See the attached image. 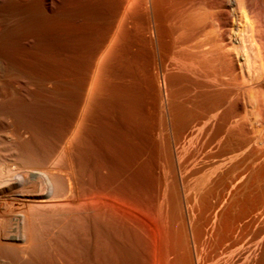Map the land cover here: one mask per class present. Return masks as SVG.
<instances>
[{
  "label": "rangeland",
  "instance_id": "374dc122",
  "mask_svg": "<svg viewBox=\"0 0 264 264\" xmlns=\"http://www.w3.org/2000/svg\"><path fill=\"white\" fill-rule=\"evenodd\" d=\"M200 1H191L196 4L195 12L200 16L199 21L202 22L203 18L209 21L212 18L213 20L210 19L209 22L214 23L213 10ZM224 1L225 10L229 9L226 11L241 14L239 18L233 19L235 24L226 22L227 38L236 30L238 23L244 30L240 32L242 36L238 43L227 39L228 52L241 62V82L236 86L237 89H234L236 87L232 86L230 81L226 89L219 85L206 87L197 76L181 70L161 71L158 59L150 61V51L131 36L126 19L127 10L125 7L121 10L120 0H53L50 7L46 5V0H25L23 5L35 4L33 10L15 17L9 21V25L0 19V59L10 70L7 69L5 72L0 70V89L2 88L0 96H3L2 101L0 100V115L14 116L13 123L19 130V136H16L17 144L7 143L0 136V164H12V167L21 162L36 164L29 160L25 153L32 157L40 154V151L46 154L58 140L62 139L71 117L78 114L76 129L78 135L73 139H67L65 147L50 161V164H56L59 168L60 164L63 166L74 164L73 167L67 168L71 170H65L70 175L66 172H63L65 175L59 174L63 177L62 180H65L64 185L68 184L65 190H74L81 195L93 193L116 203H124L135 217L147 220L153 216L152 205L154 208L157 205V191L154 192L152 188H157L162 176L167 177L168 179L164 177L166 180L170 178L169 182L167 181V189L175 177L178 179L181 176L183 181L181 185L180 183L177 185L178 189L175 191L168 189V194L172 197L166 200L167 208L161 215L162 222L169 223L171 216L176 217L185 210L190 212L189 201L195 197L197 210L190 213L195 219H199L204 210L207 214L206 204L210 206L207 207V215L212 217L210 223L212 225L209 227L214 231L216 225L215 230H221L218 233L222 239H220L222 249L234 252H230L233 256L226 258L229 264L235 260L232 259L235 255V257L240 255V264H246L254 256L262 257L263 264L264 0H229L232 4H228V0ZM15 2L22 4L18 0H0V15L6 7ZM177 18V9L173 6L166 9L164 15L157 16L156 23L173 24L177 22ZM161 51H164V48L161 47ZM94 60H97L95 66ZM1 65L0 61V69ZM151 74L158 75L157 82L162 96L160 104H155L152 97ZM16 82L26 86L37 84L38 88L34 89L37 93L35 98L28 96L27 91L14 93L11 86ZM88 83L89 92L83 107H77L72 98H66L68 92L76 90L79 92V99L82 100ZM46 84L64 87L67 100L51 99L42 87ZM235 92L238 95L237 99L234 97ZM69 100L73 102L69 104ZM154 126L158 127L156 131L153 129ZM191 130L192 137H187L186 131ZM23 132L27 133L24 135ZM14 157H17L19 162ZM158 166L162 168L157 171ZM188 173L190 175H187ZM80 179H84V183ZM185 183L187 184L184 185ZM73 184L78 186L73 189ZM185 187L188 189L185 190ZM200 188L204 189L200 191ZM218 214L221 216L218 217ZM66 220L62 235L63 240L67 242V244L64 242L65 256L70 257L66 256L67 259L74 260L73 258L79 255L78 260L84 264L87 260L86 255L91 251L92 256L98 257H94L96 264L144 263L141 254L145 246L144 239L130 231V227L119 223L116 218L112 217L109 220L97 218L92 225L93 237L88 235L89 227L84 221L75 218ZM149 220L150 218L147 221ZM253 244H256L257 249L254 250V255L247 252L248 246L251 248ZM76 249L81 254L84 253L81 255ZM102 249L107 253L103 254ZM126 252L128 256L125 255ZM112 256L116 262L112 261ZM248 257L250 260H247ZM230 258L232 260H229ZM128 259L133 262L130 263Z\"/></svg>",
  "mask_w": 264,
  "mask_h": 264
},
{
  "label": "bare ground",
  "instance_id": "6f19581e",
  "mask_svg": "<svg viewBox=\"0 0 264 264\" xmlns=\"http://www.w3.org/2000/svg\"><path fill=\"white\" fill-rule=\"evenodd\" d=\"M13 1H17V0H13ZM18 1L22 2V4L19 2H15L12 5H10L9 7H6L5 10L2 11L3 13H1L2 15H0L1 16V18H0L1 22L3 21V23L9 25V21H12L15 17L17 18L21 15H25L26 12L33 10V6H35V4L33 6L28 5V4L23 5V2L25 0H18ZM46 1H47L46 5L48 7H50L53 3V0H46ZM191 1L192 0H120V7H121V10H123L124 7L127 10L126 19L128 20V27L130 28L131 36H133L134 40L137 41L138 44L142 45L143 48H147V50L150 51L149 52V60L150 61H153L156 58L158 59L161 71H167L170 69H175L177 71L181 70V71L186 72L188 74L195 75V77L197 76V78L200 81H202L206 85V87H214L216 85L217 86L219 85L221 88L226 89L225 87L227 86L228 81L231 82L232 86H235V87L238 86L241 82V80H240L241 79L240 74H242L241 62L237 58L234 59V57L228 52L227 39H230L233 42L238 43L241 40L240 37L242 36V35L240 36V32H244V30L241 26H239V23H238V27H236V30L233 31L231 34H229L230 36H228V38H227V35H226L227 31L225 29V24L227 21L228 22L230 21L231 24H232V22H233V24H235L233 19L236 17L239 18V15H241V14H238L239 12L230 13V12L226 11L229 9L225 10V1L224 0H201L200 2L202 4H204L207 8L213 10V12H214V23L213 22H212L213 24L210 23L211 22L210 19H212V18L209 19L210 22L208 21L207 18L201 19L203 21L200 22L199 21L200 16L195 12L196 4L192 3ZM228 4H232V3L229 2V0H228ZM173 6L175 7V9H177V17H178L177 22L173 23V24L172 23L171 24H165V23L157 24L156 23V17L164 15L166 13V9H171ZM232 8H233V6H232ZM233 10H234V8H233ZM241 11H242V9H241ZM0 12H1V10H0ZM212 17H213V15H212ZM258 17H259V15H258ZM231 27H232V25H231ZM137 29H139V31H136ZM109 38H110V36L106 39L107 42L109 41ZM161 47L164 48V51H161ZM0 61L2 64L0 70L5 72L8 69L6 67L7 65L4 64L2 59H0ZM227 62L229 63L228 65H227ZM96 63H97V60H94L93 66H95ZM246 63H248V62H246ZM8 71H10V70L8 69ZM4 74H6V73H4ZM8 74H6V75H8ZM89 79H90V77H89ZM157 80H158V75L157 74H151L152 97H153L155 104L156 103L160 104V102L162 101V98H161L162 96L160 95L159 84H158ZM8 82L6 81V83H8ZM9 85H11V84H9ZM27 85L28 86H26V84L23 85V84H20L19 82H16L15 85L12 84L11 90H14L13 92L14 93L17 92L18 94H20L24 91H27L29 93L28 96H31V98H35L37 93L34 91V89L38 88L36 86L37 84L36 85L27 84ZM42 87L44 88V91H46L48 93V95H50L51 99H54V98H56V99L58 98V100L64 99L66 96V93H67V92L65 93L66 90L63 89L64 87L63 88L60 86L57 87V86H54L53 84H46L45 86H42ZM234 89H237V87ZM232 90H233V88H232ZM13 92L11 91V94H13ZM84 92H85V94H84V98L82 100L79 99V97H78L79 92L77 93L76 90L74 92L72 91L71 93L68 92L69 95L67 94L68 97H66V98L70 97L74 100V102L69 100V102H70L69 104H71L73 102L77 107H79V106L83 107V105L85 104V100L87 99L86 96L89 92V83L87 84ZM232 92H234V91H232ZM2 93H4V92H2ZM7 94H9V92H7ZM99 94H101V91ZM1 97H3V96L2 95L0 96V100H1ZM234 97H236L235 99L238 98V95L236 92L234 94ZM26 98H28V97L26 96ZM9 100H11V99H9ZM74 104H72V105H74ZM7 108L8 107H6V109ZM73 108H74V106H73ZM77 110H80V109H77ZM77 113H78V111H77ZM13 117L12 116L9 117L5 114H4V116H2V114L0 115V129H1L0 136L4 141H7V143H11L12 145L17 144L16 136L17 135L19 136V130H18L17 126L14 125V123H13L14 122ZM77 123H78V114L73 115V117H71V120L69 121L67 127L65 128V130L63 132L62 139L58 140L57 143H55L54 147L50 151H48L46 154L41 153V151H40V154H38L35 157H32L29 153H25L26 156L29 157V160L36 162V164L35 163H33V164H27V163L22 164V162H21V163H19V165L17 164V166H14V167H12V164H0V264H82L83 262H80V260H78V259H80V258H78L79 255H76L75 257H77V259H75V257H74L73 258L74 260L67 259L66 256L69 257V255L65 256V253H64L65 243L64 242H66V241L63 240L64 235H62L63 224L67 218L80 219L88 225L89 233H90L88 235L91 236V235H93L92 225L94 224V221L99 217L101 219H104V220H106V219L109 220L112 217L116 218L119 223L130 227L132 229V230L130 229V231L135 232V234L140 235L141 238L144 239L143 241H145V246L143 249L141 248L142 249L141 254H142L143 259H144L143 264H229V262H227L226 258L231 257V255L233 256V254L230 255V252H232V251L228 252V251H226L227 249H222V247L220 245V241L222 239L220 238L221 237L220 233H218V231H221V230H218V231L215 230V228L217 227L216 225H214V231L212 230L213 229L212 227H209L210 225H212V224H210L212 217L207 215L208 214L207 207H210L209 205L206 204V206H205L207 214H205V210H204V213L201 212L202 214L199 215V217H198L199 219H195L194 216L190 212L197 210L196 198L191 197L192 199L189 201L190 203L188 205V207L190 206V208H189L190 212L188 210H185V212L182 210L184 213L181 212V214L177 215L176 217H173L170 215L171 220L169 223H165V222L163 223L162 222L161 215L163 213V210H164V212H166V208H167L166 200H169L172 197L170 194H168V189H171L172 191L173 190L175 191L176 189H178L179 186H177V185L179 183L181 185L182 181H183L182 180L183 178H181V176H179L178 179L176 177L174 179L172 178L173 180L171 181V185L168 189H167V181L169 182L170 178H169V180H166L165 178H167V177L162 176L160 183L156 186L157 188H155V189L152 188V190H155L154 192L157 191L156 192L157 193V198H156V201H157L156 204L157 205L155 206V208H154V205H152L154 208V209L151 208L153 210V214H151V213L150 214H151V216L152 215L153 216H152V218L148 217V219L150 218L149 221H147L148 219L147 220L146 219L140 220L139 218L135 217L129 211L131 209L128 208V206L125 205L124 203H116L107 197H104L101 195L99 196V195H96L93 193H86L85 195H81L74 190H69V191L65 190L66 185H68V184L64 185L63 181H65V180H62L63 177H60L59 174L63 175L64 174L63 172L67 173V171H65V170L68 167H73L74 164H66L65 166L60 164L61 167L59 168V167H57L56 164H50V161L52 159H55L56 156L58 155V153L60 152V150L65 147V141L67 139L68 140L73 139L75 135H78V134H76ZM195 127H193V128H195ZM157 128L158 127H156V126L153 127V129L155 131L157 130ZM27 132H25V134ZM186 132H188L186 135L187 137H192V135H193L192 130L186 131ZM20 133H22V132L20 131ZM30 133H31V131H30ZM23 134H24V132H23ZM28 135H30V134H28ZM21 137L22 136L20 135L19 138L21 139ZM13 149L15 150V148H13ZM21 151H23V150H21ZM7 153H9V152H7ZM10 157H11V154H10ZM14 158H16V160L18 159L17 157H14ZM20 158H19V160H20ZM8 159L11 160V158H8ZM29 160H28V162H29ZM71 162H73V161H71ZM60 165H58V166H60ZM163 167H164V165H163ZM76 168H79V167H76ZM159 168H162V167L158 166V169H156V170L158 171ZM69 169H67V170H69ZM81 169H79V170H81ZM170 169H171V167H170ZM187 169H189V168L187 167ZM102 170L104 171V169H102ZM170 172H171V170H170ZM181 172H183V171H181ZM72 173H73V170H72ZM175 173H174V175H175ZM67 174H69V173H67ZM192 174H193V172H192ZM164 175H165V173H164ZM187 175H190V174L188 173ZM66 177L64 176V178H66ZM69 177H71V176H69ZM153 177H156V176H153ZM172 177H174V176H172ZM220 177H221V175H220ZM76 180L78 181V177ZM80 180H82V179H80ZM155 180H157V179H155ZM222 180H224V179H222ZM222 180H220V181H222ZM69 181H71V180H69ZM82 182L84 183V179L82 180ZM199 182H201V181H199ZM85 183H86V181H85ZM108 183H109V181H108ZM206 183H207V181H206ZM99 184H101V183H99ZM113 184H111V185H113ZM153 184H151V185H153ZM186 184L187 183H185L184 185H186ZM194 184H196V183H194ZM76 185L77 184H75L73 186V189ZM85 185L87 186V184H85ZM89 186H90V184H89ZM101 186L103 187L102 184H101ZM130 186H132V185L130 184ZM153 186H155V185H153ZM195 186H197V185H195ZM69 187L67 186V188H69ZM187 189L185 187V190H187ZM203 189L200 188V191H202ZM214 190H216V189H214ZM196 191L199 192L198 190H196ZM219 191H221V190H219ZM127 192H125V193H127ZM192 192H193V190H192ZM169 193H170V191H169ZM178 193H180V192H178ZM201 193H204V192H201ZM176 195H177V193H176ZM202 195H204V194H202ZM218 195H220V194H218ZM179 196H181V195H179ZM190 196L191 195H189V197ZM173 197L175 198V196H173ZM214 198H217V197H214ZM185 199H187V197ZM208 200H209V198H208ZM174 201H176V200H174ZM164 203H165V206H164ZM170 203H172V202H170ZM204 203H205V201H204ZM218 205L220 206V204H218ZM215 207H216V205H215ZM169 210H170V208H169ZM208 210H210V209H208ZM218 211H219V209H218ZM169 214H172V213H169ZM223 215H224V213H223ZM220 216L218 214V217H220ZM98 224L101 225V223H98ZM220 224H218V225H220ZM101 227H103V226H101ZM208 228H210V229H208ZM99 229H101V228H99ZM121 229H122V227H121ZM96 230H98V229H96ZM105 230H107V229H105ZM231 231H234V230H231ZM242 231H243V229H242ZM65 232H67V231H65ZM239 233H238V236H239ZM225 234H223V235L225 236ZM90 236H87V237L90 238ZM224 236H222V237H224ZM254 236H256V235H254ZM91 237H93V236H91ZM109 237H111V236H109ZM118 237L119 236H117V238ZM131 237L133 238V236H131ZM226 237H228L227 234H226ZM226 237H225V239H226ZM72 239H75V238H72ZM82 239H80V240H82ZM234 239H236V238H234ZM74 241H76V240H74ZM92 241H94V240H92ZM128 241H130V240H128ZM143 241H141V243ZM227 241H228V239H227ZM227 241H226V243H227ZM88 242H90V241H88ZM125 242H126V240H125ZM232 242H234V241H232ZM251 242H252V239H251ZM256 242H257V244L259 243L258 241H256ZM99 243H101V242H99ZM66 244H67V242H66ZM223 244H225V242ZM223 244H222V246H223ZM85 245H87V244H85ZM227 245H231V244H227ZM247 245H248V242H247ZM255 245L256 244H253L251 246V248H250V246H248L249 250L247 252L252 253L254 255V250L256 249ZM248 247L246 249H248ZM118 248H120V247H118ZM105 249H107V248H105ZM121 249H120V251H121ZM141 249L139 248V250H141ZM241 249L243 250V248H241ZM92 250H93V248H92ZM76 251H77V249H76ZM76 251H74V252H76ZM102 251H103V249H102ZM127 251H129V250H127ZM255 251H257V249ZM77 252H79V251H77ZM77 252H76V254H77ZM71 253H73V252H71ZM102 253L104 254L107 252L103 251ZM127 253L128 252H126L125 255ZM227 253H229V255ZM232 253H234V252H232ZM242 253H243V251H242ZM66 254H67V252H66ZM94 254L96 255V253H94ZM99 254H101V253H99ZM116 254L118 255L119 253L116 252ZM120 254H122V253L120 252ZM85 255H86V252H85ZM117 255L115 256L116 258H117ZM138 255H140V254H138ZM70 256L72 257L73 255H70ZM86 256H87V260H85L86 263H84V264H96L94 257H97V256H92L91 251ZM126 256H128V255H126ZM126 256H125V258H126ZM235 256L232 257V259L235 258V260L234 259L232 260L231 258L229 259V260H232L230 262V264H240V262H239L240 255L237 257H235ZM112 257H113V260L111 259V257H109V258L112 261H114L115 258H114V256H112ZM120 257L123 258V256H120ZM140 257H141V255H140ZM134 258H135V256H134ZM137 259H138V257H137ZM140 259L142 260V257ZM104 260L106 261V259H104ZM107 260H109V259H107ZM124 260H126V259H124ZM131 260H133V259H131ZM247 260H250L249 257ZM128 261H129V259H128ZM243 261H244V259H243ZM98 262H101V261H98ZM114 262H116V261H114ZM132 262L133 261H131L130 263H132ZM111 264H113V263L111 262ZM246 264H262V257L254 256Z\"/></svg>",
  "mask_w": 264,
  "mask_h": 264
}]
</instances>
